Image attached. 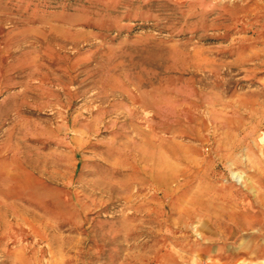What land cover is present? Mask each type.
<instances>
[{"label":"rangeland","instance_id":"374dc122","mask_svg":"<svg viewBox=\"0 0 264 264\" xmlns=\"http://www.w3.org/2000/svg\"><path fill=\"white\" fill-rule=\"evenodd\" d=\"M263 196L264 0H0V264H259Z\"/></svg>","mask_w":264,"mask_h":264},{"label":"crops","instance_id":"0c3cea01","mask_svg":"<svg viewBox=\"0 0 264 264\" xmlns=\"http://www.w3.org/2000/svg\"><path fill=\"white\" fill-rule=\"evenodd\" d=\"M260 209L263 210L264 213V196L260 201ZM256 262H258L259 264H264V254H262Z\"/></svg>","mask_w":264,"mask_h":264},{"label":"bare ground","instance_id":"6f19581e","mask_svg":"<svg viewBox=\"0 0 264 264\" xmlns=\"http://www.w3.org/2000/svg\"><path fill=\"white\" fill-rule=\"evenodd\" d=\"M232 176L237 182H241L243 180L242 176H240L239 174L233 173Z\"/></svg>","mask_w":264,"mask_h":264}]
</instances>
